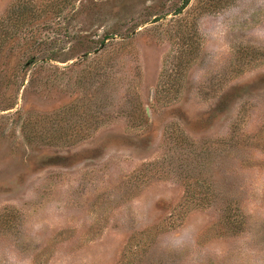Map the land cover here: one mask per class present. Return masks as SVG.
I'll return each mask as SVG.
<instances>
[{"label": "rangeland", "instance_id": "374dc122", "mask_svg": "<svg viewBox=\"0 0 264 264\" xmlns=\"http://www.w3.org/2000/svg\"><path fill=\"white\" fill-rule=\"evenodd\" d=\"M183 3L0 0V264H264V0Z\"/></svg>", "mask_w": 264, "mask_h": 264}, {"label": "trees", "instance_id": "16d2710c", "mask_svg": "<svg viewBox=\"0 0 264 264\" xmlns=\"http://www.w3.org/2000/svg\"><path fill=\"white\" fill-rule=\"evenodd\" d=\"M189 2V0H184V3H183V7H185L186 5H187V3ZM11 13H9L8 15H10ZM115 33H112V34H110V35H105V36H103L102 37V39H101V42L100 43H104L109 37L111 38L112 36L111 35H114ZM12 38V37H11ZM7 40H9L10 39V37H7L6 38ZM1 43H4V42H1ZM34 58V57H33ZM31 59L29 62H33V60L34 59ZM47 59H49V58H47Z\"/></svg>", "mask_w": 264, "mask_h": 264}]
</instances>
